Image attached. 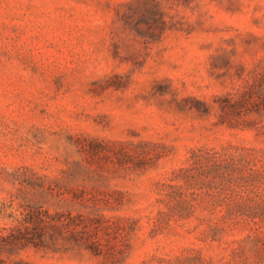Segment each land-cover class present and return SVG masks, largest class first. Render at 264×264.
<instances>
[{
	"label": "rangeland",
	"instance_id": "1",
	"mask_svg": "<svg viewBox=\"0 0 264 264\" xmlns=\"http://www.w3.org/2000/svg\"><path fill=\"white\" fill-rule=\"evenodd\" d=\"M0 264H264V0H0Z\"/></svg>",
	"mask_w": 264,
	"mask_h": 264
}]
</instances>
